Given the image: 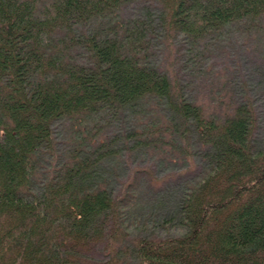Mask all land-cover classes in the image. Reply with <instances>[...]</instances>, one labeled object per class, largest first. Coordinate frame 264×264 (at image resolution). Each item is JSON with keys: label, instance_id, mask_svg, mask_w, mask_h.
<instances>
[{"label": "trees", "instance_id": "obj_1", "mask_svg": "<svg viewBox=\"0 0 264 264\" xmlns=\"http://www.w3.org/2000/svg\"><path fill=\"white\" fill-rule=\"evenodd\" d=\"M134 1L0 0V264H78L64 244L93 237L112 211L124 215L103 174L119 150L101 121L138 115L151 100L191 130L204 163L164 217L175 234L136 241L139 264H264V143L253 136L252 105L207 116L156 58L168 42L174 58L194 68L206 40L254 23L264 0H139L157 12L122 17ZM61 120L82 126L86 147L66 148L32 190Z\"/></svg>", "mask_w": 264, "mask_h": 264}, {"label": "rangeland", "instance_id": "obj_2", "mask_svg": "<svg viewBox=\"0 0 264 264\" xmlns=\"http://www.w3.org/2000/svg\"><path fill=\"white\" fill-rule=\"evenodd\" d=\"M155 12V3L137 0L124 6L120 13L131 18ZM93 28L89 25L90 30ZM205 46V56L192 69L174 58L168 42L158 44L157 62L169 74L176 73L184 96L201 106L207 116H222L236 102L252 105L253 136L257 144L264 143V16L254 23L233 24L221 36L206 40ZM82 55L79 48L73 52V56ZM101 125L119 150L107 163L104 178L107 176L113 194L119 195L128 209L122 216L119 211H112L103 227L92 232L93 237L69 241L62 250L78 264L103 260L139 264L133 252L137 240L175 234L174 223L164 217L168 218L166 214L173 210L181 189L200 175L203 148L191 130L183 132V125L172 123L165 107L153 100L138 115H105ZM80 129L82 126L77 130L75 123L67 120L53 124L54 148L40 155L32 190L41 187L64 157L66 148L86 147L82 146L87 144L89 135ZM131 189L135 194L129 193Z\"/></svg>", "mask_w": 264, "mask_h": 264}]
</instances>
